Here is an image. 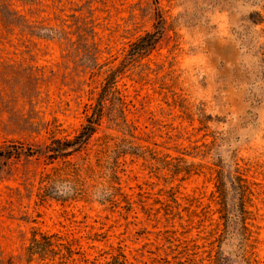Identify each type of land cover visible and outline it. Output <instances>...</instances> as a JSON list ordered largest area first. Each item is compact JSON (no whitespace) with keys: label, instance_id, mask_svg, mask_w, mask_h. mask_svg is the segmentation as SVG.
Masks as SVG:
<instances>
[{"label":"rangeland","instance_id":"1","mask_svg":"<svg viewBox=\"0 0 264 264\" xmlns=\"http://www.w3.org/2000/svg\"><path fill=\"white\" fill-rule=\"evenodd\" d=\"M0 264H264V0H0Z\"/></svg>","mask_w":264,"mask_h":264},{"label":"trees","instance_id":"2","mask_svg":"<svg viewBox=\"0 0 264 264\" xmlns=\"http://www.w3.org/2000/svg\"><path fill=\"white\" fill-rule=\"evenodd\" d=\"M154 42V33H146L144 36L138 38L136 42H134L133 46L136 47L137 51H144L148 47L152 46ZM91 115L86 118V123L82 125V128L77 136H75L73 141L68 142H60L59 140H54L56 143H61V147L52 146V158L53 155H67L70 151L68 148L79 146L84 144L94 132L96 125L98 124V113L96 109H93ZM53 143V142H52Z\"/></svg>","mask_w":264,"mask_h":264}]
</instances>
